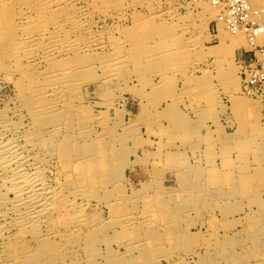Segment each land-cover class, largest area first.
I'll return each instance as SVG.
<instances>
[{
  "label": "rangeland",
  "instance_id": "374dc122",
  "mask_svg": "<svg viewBox=\"0 0 264 264\" xmlns=\"http://www.w3.org/2000/svg\"><path fill=\"white\" fill-rule=\"evenodd\" d=\"M71 1L75 10L81 9L88 34L108 44L105 50L95 51L109 64V70L88 67L79 74L80 78L91 77L82 86L84 100L103 117L96 127L107 130L109 155L116 166L120 161H134L124 169V181L109 179L106 186L109 212L102 215L110 219L113 213V218L109 221V238L100 242L104 261L226 264V259L237 257L244 250L250 254L251 263L264 264L253 255L257 249L254 241L258 239L249 236L263 225L256 222L258 217L250 223L246 215L264 207V102L258 99L259 93L247 94L242 85L238 88L223 76L235 74L240 81L241 65L250 59L246 46L231 47L230 39L216 26L215 15L208 9L189 7L185 0ZM10 33L6 29L9 39L13 37ZM11 44L4 48L5 56L0 55L4 67H0V111L6 110L12 126L8 135L13 138L19 131L14 126L19 125L22 133L17 140L24 142L23 134L31 127L32 119L27 111H21V88L17 82H27L28 62L17 60L20 53H25L23 50L10 54ZM44 66L45 63L37 68L42 72ZM237 98L252 104L240 107ZM67 99H71V110L75 112L71 119L81 125L83 109L76 98ZM50 161L52 157L47 159L46 171ZM55 163L61 174L60 183H67L75 172L73 175L64 170L67 168L58 164L57 156ZM243 168L254 178L251 189H244L246 193L237 191V197L222 200L210 196L214 190L198 205L186 199L185 178L232 190L233 181L220 186L215 178L230 174L232 169L240 175ZM131 182L136 185L135 191ZM163 189L177 194L175 202L184 206L182 211L172 214L166 209L173 198L164 195ZM99 197L93 198L92 204L105 206ZM241 205L240 212L237 207ZM121 210L150 213L170 223L164 224L166 228H124L117 225ZM177 229L189 231L197 240L179 237ZM156 230L167 232L160 248L181 259L174 261L158 253L157 240L151 236ZM229 238H233V244H228Z\"/></svg>",
  "mask_w": 264,
  "mask_h": 264
},
{
  "label": "bare ground",
  "instance_id": "6f19581e",
  "mask_svg": "<svg viewBox=\"0 0 264 264\" xmlns=\"http://www.w3.org/2000/svg\"><path fill=\"white\" fill-rule=\"evenodd\" d=\"M185 2L196 10H210L215 15L216 26L219 25L224 37L230 39L231 47L244 45L249 49L247 34L221 22L216 7L202 1ZM248 2L253 9L262 10L261 20L264 23V6L259 5L264 0ZM75 9L71 0H0V55L5 56L3 50L11 43L10 54L25 51L18 55L17 60L28 62V70H25L28 71V80L17 84L21 88V111H27L32 119L31 127L23 134L25 141L20 142L17 137L21 136L22 127L13 125L19 131L13 134V138L9 136L12 126L5 114L6 110L0 111V264H108L102 256L104 249L100 247V242L109 238V221L113 218V213L110 219L102 215L105 211L109 212V190L106 186L109 185V179L124 181V169L132 166L134 161H120V165L116 166L109 155L107 130L96 127L103 117L95 113L94 106L84 100L82 86L91 77L84 79L79 74L88 67L102 66L104 70H109V64L95 51L105 50L108 44L106 40L88 34L80 8ZM18 20L22 23H18ZM6 29L11 30V39L5 36ZM81 58L83 62L77 60ZM44 63L45 69L41 72L37 65ZM2 64L3 61H0V67L4 68ZM19 71L22 72V68ZM223 76L227 80L229 78L230 83H236L238 88L242 85L247 94L259 93L258 99L264 102V87L256 91L246 88L240 75V81L235 74L234 77ZM69 97L76 98L83 109L85 116L81 125L71 119L75 112L71 110L72 101L67 99ZM236 100L240 107L252 104L240 98ZM100 141L103 144H98ZM53 154L57 156L58 164L61 163L63 169L67 168L64 170L73 175L75 172L73 177L67 179V183H60L61 174ZM48 157H52L53 161L48 163L46 171ZM216 177L220 186L233 181V189L185 178L183 189L187 192L186 199L198 205L208 199V192L216 190L210 195L213 199L219 196L218 199L227 200L237 197V191L246 193L244 189H251L254 179L253 174L244 171V168L240 175L232 169L230 174ZM130 184L135 191L136 185ZM170 192L173 191L163 189L164 195L173 198L168 201L166 209L172 214L178 213L184 206L177 204V194L172 195ZM125 193L124 189L121 195L124 197ZM98 195L105 206L92 204L93 198ZM237 209L241 212L243 206ZM246 215L250 223H255L250 220L258 217L256 222L263 225L261 230L251 232L254 234L250 233L249 236L258 239L254 241L257 249L253 255L259 258V263H264V253H261L264 251V207L258 212L249 211ZM159 218L150 213L121 210L117 225L124 228L126 225L163 227L170 223ZM176 232L179 237L192 242L197 240L185 229H177ZM166 234L156 230L151 235L157 240L158 253L168 259H181L177 255H167L168 251L160 248ZM174 243L180 245L179 239ZM233 243V238H229L228 244ZM231 254L236 255V251ZM232 258L226 259V264H257L251 263L250 254L244 253V250Z\"/></svg>",
  "mask_w": 264,
  "mask_h": 264
},
{
  "label": "built area",
  "instance_id": "2783aa9c",
  "mask_svg": "<svg viewBox=\"0 0 264 264\" xmlns=\"http://www.w3.org/2000/svg\"><path fill=\"white\" fill-rule=\"evenodd\" d=\"M206 2L216 7L219 20L228 27L247 34L250 59L241 65L240 76L246 88L264 87V23L261 9H253L248 0H188ZM245 88V89H246Z\"/></svg>",
  "mask_w": 264,
  "mask_h": 264
}]
</instances>
